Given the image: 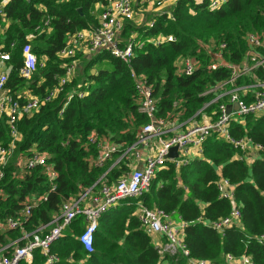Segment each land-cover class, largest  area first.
I'll list each match as a JSON object with an SVG mask.
<instances>
[{
    "label": "trees",
    "instance_id": "1",
    "mask_svg": "<svg viewBox=\"0 0 264 264\" xmlns=\"http://www.w3.org/2000/svg\"><path fill=\"white\" fill-rule=\"evenodd\" d=\"M93 5V0H0V50L10 54L5 88L11 96L22 103L26 98L20 95L25 91L41 99L57 85L70 62L60 59L58 53L69 34L97 25L91 14ZM169 14L170 18L166 13L156 15L151 28L125 24L122 38L135 33L136 41H144L140 49H134L130 68L106 50L90 55L78 53L73 59L78 65L62 92L30 116L20 118L14 153L0 181V222L8 217L18 219L25 200L46 195L47 200H39L24 224L31 232L58 216L65 200L77 198L93 186L98 190L103 180L112 184L130 171L127 158L114 165L119 152L105 165L95 166L97 151L87 144V137L95 132L124 148L135 143L136 133L147 119L138 111L131 71L143 76L152 87L158 103L156 116L169 122L177 120L184 124L182 129H187L189 121L201 120L198 111L213 98L212 94H203L231 77V70L225 67L207 70L219 46L225 45L224 64L240 67L246 51L244 36L253 33L264 40V0H228L215 9L210 8V0H178ZM169 35L173 42H149ZM25 44H30L37 58L36 71L28 80L19 76ZM184 57L196 62L190 76L179 71ZM262 74L258 70L255 80L240 77L235 85L252 84ZM73 90L84 96H75L65 106L67 94ZM244 100L250 101V97ZM216 109L213 104L205 110L208 120L216 118ZM230 134L235 139L249 138L264 148V115L232 121ZM10 142L6 117L0 116V146ZM33 153L46 156L55 170L53 191L42 167L26 171L18 166L20 160ZM238 155L241 153L230 143L212 134L202 144L200 155L189 163L176 169L167 162L141 198L123 200L109 208L99 219L90 254L78 241L84 219L77 217L50 248L57 258L54 264H189L191 260L225 264L228 254L235 258L246 255L253 264H264V243L258 241L264 235V153L250 163L237 159ZM220 178L234 186L240 212L239 220L222 234L208 225L232 210L231 202L219 197L216 182ZM137 202L174 214L185 224L183 242L188 257L158 254L133 214ZM20 237L19 230L0 232V247ZM44 262L45 257L36 250L32 264Z\"/></svg>",
    "mask_w": 264,
    "mask_h": 264
},
{
    "label": "built area",
    "instance_id": "2",
    "mask_svg": "<svg viewBox=\"0 0 264 264\" xmlns=\"http://www.w3.org/2000/svg\"><path fill=\"white\" fill-rule=\"evenodd\" d=\"M24 1L31 2V0ZM143 1L157 8L162 7L166 2V0ZM177 1L174 0V2ZM227 1L210 0V8L215 9ZM93 2L99 8L96 18L97 25L90 30L78 31L67 36L66 44L58 53V57L69 59L70 62L65 66L64 75L58 78L57 85L44 98H33L28 92H25V94L20 95V98L23 97L26 100L20 103L18 97L16 99L6 91L5 85L9 74L10 54L0 50V116L6 117V124L11 136V142L7 146H0V181L4 177V170L13 156L15 142L19 137L17 122L24 116H30L41 104L50 102L58 93L62 92L76 68V62L73 60L76 54L90 55L106 50L130 68L134 49H140L144 41H136L134 33L129 38H122L121 33L125 24L134 23L138 27L144 25L149 28L154 25L153 19L146 21L140 16L139 11H135L137 0H93ZM167 17L170 18L168 13ZM2 36L3 30L0 27V38ZM173 41L174 38L169 35L159 36L149 42L160 45ZM244 42L246 51L240 67L224 64L222 56V51L225 49L224 44H221L218 51L213 53L214 59L207 66V70L214 71L220 67H225L231 70V77L212 86L203 94H212L213 98L198 111L197 115L202 117L201 120L189 121L191 124L187 129L181 130L182 125L174 122H177V120L169 122L167 119L156 116L158 103L153 96L152 87L143 76L131 71L130 76L138 96V111L147 119V122L136 133L135 143L124 148L113 143L109 137L95 132H91L87 137V144L93 146L97 151L95 166L105 165L113 158L114 154L119 152L121 154L114 165L122 158H127L130 160V171L112 184H108L106 180L101 181L107 174L105 173L97 182L101 181L98 190L93 189V186L77 198L65 200L60 207L58 216L49 224L40 225L31 232L25 230L24 224L28 222L32 211L38 206L39 200L46 201L47 199L44 195L41 199L32 197L25 200L18 219L8 217L0 222V232L9 230H19L21 232L19 239L0 247V264H32L33 253L36 250H39L41 255L45 257L44 264H54L57 258L50 253L52 244L79 216L83 217L85 226L78 237V241L87 254L92 253L94 250V235L98 229L99 219L109 208L116 206L123 200L141 198L149 191L154 175L165 167L167 162H172L176 169L189 163L193 158L200 155L202 144L212 134L219 135L239 151L241 155H238L237 159L250 163L259 158L260 154L264 153L262 146L253 144L249 138L235 139L230 134L232 121L246 116L264 115V40L253 33H248L244 36ZM22 61L19 76L28 80L37 68V58L32 52L30 44H25L22 48ZM42 65L40 66L42 67ZM195 69L196 62L192 58L184 57L179 62V71L182 75L190 76ZM258 70L263 72L258 81L245 86L235 85L237 79L243 76L255 80V73ZM75 96L82 98L84 93L78 90L68 93L65 106ZM248 97H250V101L244 100ZM213 104L217 106L216 118L208 120L205 110ZM228 105L232 106L230 112H227ZM173 147L177 148V156L168 158ZM143 152H146L144 157ZM46 160V156L33 153L25 160H20L18 166L26 171L42 167L48 183L51 185V191H53L57 174ZM136 161H142L143 167L141 169L133 167ZM216 188L219 197L232 204V210L228 216L208 223L209 227L222 234L225 228L230 227L239 220L240 212L234 200V186L228 180L220 178L216 182ZM135 205L134 215L137 216L145 233L149 236L159 235L163 240V243L156 247L159 255L174 257L181 254L188 257L189 254L183 242L185 224L180 219L175 220L173 214L169 215L160 209L146 207L141 202H137ZM258 241L264 243V235H261ZM224 262L225 264H253L252 260L246 255L235 258L228 254L225 256ZM189 264L210 263L208 261L191 260Z\"/></svg>",
    "mask_w": 264,
    "mask_h": 264
},
{
    "label": "crops",
    "instance_id": "3",
    "mask_svg": "<svg viewBox=\"0 0 264 264\" xmlns=\"http://www.w3.org/2000/svg\"><path fill=\"white\" fill-rule=\"evenodd\" d=\"M174 3H175L174 0H166V2L163 4L162 7L157 8L154 5L147 4V2H145L143 0H141L139 2L137 0V2H136V8L138 9V6L144 7L142 9H140L138 13L140 14V16H142L144 19H146V21H148L150 19H153L156 15L163 14V13H166V14L168 13L169 14L170 8L173 6ZM98 12H99L98 6H96L94 4L93 7L91 8V14L94 15L95 18H97ZM22 94H25V91ZM174 122H175V124L184 125V124L179 123L178 121L177 122L174 121ZM190 124H191V122H188L185 126L188 127ZM180 129L182 130V128H180ZM145 155H146V152H143V157ZM134 166L137 167V168H139V169H141L143 167L142 161H136V162H134L133 167ZM173 218L175 220H178L179 219L174 214H173ZM84 226H85V223L83 221V228L82 229H84ZM150 238H151L152 245L155 248L158 247L159 245H161L163 243V240H162V238L159 235H153V236H150Z\"/></svg>",
    "mask_w": 264,
    "mask_h": 264
},
{
    "label": "water",
    "instance_id": "4",
    "mask_svg": "<svg viewBox=\"0 0 264 264\" xmlns=\"http://www.w3.org/2000/svg\"><path fill=\"white\" fill-rule=\"evenodd\" d=\"M232 109V106L228 105L227 106V112H230ZM177 156V148L176 147H173L171 150H170V153L168 155V158H174Z\"/></svg>",
    "mask_w": 264,
    "mask_h": 264
},
{
    "label": "rangeland",
    "instance_id": "5",
    "mask_svg": "<svg viewBox=\"0 0 264 264\" xmlns=\"http://www.w3.org/2000/svg\"><path fill=\"white\" fill-rule=\"evenodd\" d=\"M140 7H141V6H138V9L136 8L135 11L137 12V11H139L140 9L144 8V7H141V8H140ZM82 54L84 55V53H82ZM77 63H78V62H77ZM77 63H76V66L78 65ZM80 63H81V62H80ZM81 65H83V64H81ZM22 93H23V92H22Z\"/></svg>",
    "mask_w": 264,
    "mask_h": 264
}]
</instances>
